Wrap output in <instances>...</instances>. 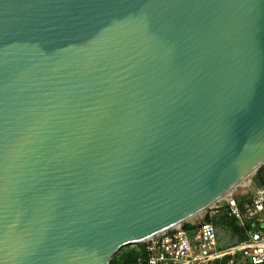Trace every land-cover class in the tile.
<instances>
[{
  "label": "water",
  "instance_id": "95a60500",
  "mask_svg": "<svg viewBox=\"0 0 264 264\" xmlns=\"http://www.w3.org/2000/svg\"><path fill=\"white\" fill-rule=\"evenodd\" d=\"M264 163V0H0V264H109Z\"/></svg>",
  "mask_w": 264,
  "mask_h": 264
},
{
  "label": "built area",
  "instance_id": "2783aa9c",
  "mask_svg": "<svg viewBox=\"0 0 264 264\" xmlns=\"http://www.w3.org/2000/svg\"><path fill=\"white\" fill-rule=\"evenodd\" d=\"M226 201L228 213L244 229V240L220 248L211 222H185L136 244L140 253L126 264H236V259L264 263V187L254 191L242 208L232 198Z\"/></svg>",
  "mask_w": 264,
  "mask_h": 264
},
{
  "label": "rangeland",
  "instance_id": "374dc122",
  "mask_svg": "<svg viewBox=\"0 0 264 264\" xmlns=\"http://www.w3.org/2000/svg\"><path fill=\"white\" fill-rule=\"evenodd\" d=\"M248 180L247 186L238 185L228 195L217 201L211 210L202 212L196 218L194 217L195 219L190 220L192 223H197L200 219H209L217 229L218 245L220 248H227L234 245L242 236L241 231L236 228L237 223H235L233 217L228 213L226 200L232 198L238 206V203L244 205L252 193L261 187L259 182L264 184V163L249 176ZM134 249H136V245H128L121 248L111 257L110 262L117 261L122 255ZM236 264H246V262L241 259H236Z\"/></svg>",
  "mask_w": 264,
  "mask_h": 264
},
{
  "label": "trees",
  "instance_id": "16d2710c",
  "mask_svg": "<svg viewBox=\"0 0 264 264\" xmlns=\"http://www.w3.org/2000/svg\"><path fill=\"white\" fill-rule=\"evenodd\" d=\"M260 183V185H261V187L260 188H262V187H264V184L262 183V182H259ZM239 204V208H242L243 207V204H240V203H238ZM205 220V219H204ZM206 222H210V220L209 219H206L205 220ZM235 221V220H234ZM212 223V222H211ZM236 223V222H235ZM214 226V225H213ZM214 228H215V231H216V235H217V239H218V233H217V229H216V227L214 226ZM236 228H238L240 231H241V233H242V236H241V238H240V240L238 241V242H236L235 244H237V243H239L240 241H242V240H244V238H245V233H244V229L243 228H241V227H239L237 224H236ZM139 247H136V249H134L133 251H131V252H128V253H126V254H124V255H122L117 261H115V262H110L109 261V264H126V263H132L133 261H134V259L139 255ZM111 260V259H110ZM246 264H250V263H246ZM262 264H264V263H262Z\"/></svg>",
  "mask_w": 264,
  "mask_h": 264
},
{
  "label": "bare ground",
  "instance_id": "6f19581e",
  "mask_svg": "<svg viewBox=\"0 0 264 264\" xmlns=\"http://www.w3.org/2000/svg\"><path fill=\"white\" fill-rule=\"evenodd\" d=\"M250 176V175H249ZM249 176H247L244 180H242L241 182H240V184H239V186L241 185V186H247L248 185V182H249ZM224 198V197H223Z\"/></svg>",
  "mask_w": 264,
  "mask_h": 264
},
{
  "label": "crops",
  "instance_id": "0c3cea01",
  "mask_svg": "<svg viewBox=\"0 0 264 264\" xmlns=\"http://www.w3.org/2000/svg\"><path fill=\"white\" fill-rule=\"evenodd\" d=\"M195 218H196V217H195ZM195 218H194V219H195ZM192 219H193V218H192ZM192 219H190V220H192ZM190 220H188L186 223H189V222H190ZM190 223H192V222H190Z\"/></svg>",
  "mask_w": 264,
  "mask_h": 264
}]
</instances>
